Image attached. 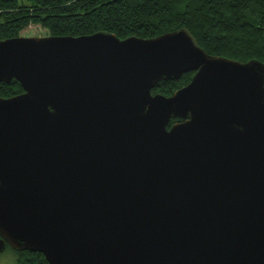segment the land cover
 I'll list each match as a JSON object with an SVG mask.
<instances>
[{
    "label": "water",
    "instance_id": "95a60500",
    "mask_svg": "<svg viewBox=\"0 0 264 264\" xmlns=\"http://www.w3.org/2000/svg\"><path fill=\"white\" fill-rule=\"evenodd\" d=\"M0 82L23 89L0 96V253L264 264L263 62L208 54L184 28L20 35L0 39Z\"/></svg>",
    "mask_w": 264,
    "mask_h": 264
},
{
    "label": "trees",
    "instance_id": "16d2710c",
    "mask_svg": "<svg viewBox=\"0 0 264 264\" xmlns=\"http://www.w3.org/2000/svg\"><path fill=\"white\" fill-rule=\"evenodd\" d=\"M31 26L54 36L105 31L119 38H152L184 28L208 54L264 63V0H0V39L20 36ZM193 74L160 80L151 91L170 96ZM22 92L19 82H0L1 97ZM14 251L16 264H48L40 252Z\"/></svg>",
    "mask_w": 264,
    "mask_h": 264
},
{
    "label": "rangeland",
    "instance_id": "374dc122",
    "mask_svg": "<svg viewBox=\"0 0 264 264\" xmlns=\"http://www.w3.org/2000/svg\"><path fill=\"white\" fill-rule=\"evenodd\" d=\"M24 36H45L47 31L38 26H31L27 31L23 32ZM0 264H16V253L10 247L4 249L0 253Z\"/></svg>",
    "mask_w": 264,
    "mask_h": 264
}]
</instances>
